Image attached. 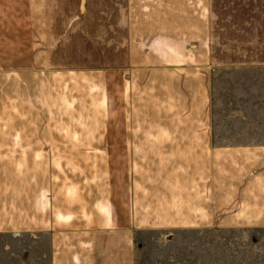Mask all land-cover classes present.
I'll use <instances>...</instances> for the list:
<instances>
[{
    "label": "crops",
    "instance_id": "obj_1",
    "mask_svg": "<svg viewBox=\"0 0 264 264\" xmlns=\"http://www.w3.org/2000/svg\"><path fill=\"white\" fill-rule=\"evenodd\" d=\"M12 1L0 264H136L150 232L264 234V0ZM226 72L256 82L254 131L214 95Z\"/></svg>",
    "mask_w": 264,
    "mask_h": 264
},
{
    "label": "rangeland",
    "instance_id": "obj_2",
    "mask_svg": "<svg viewBox=\"0 0 264 264\" xmlns=\"http://www.w3.org/2000/svg\"><path fill=\"white\" fill-rule=\"evenodd\" d=\"M18 1V0H16ZM10 3H14L10 0ZM214 95L217 99H225L231 108L243 112L241 117L243 131H254L256 116L250 114V105L256 104V82L253 84L251 76L237 77L229 73L218 74ZM237 80V81H236ZM261 80V79H260ZM258 101L260 107L264 102V83L259 81ZM237 95V100L228 98ZM264 113V108H262ZM234 111L231 112V115ZM258 119L259 135H264V116ZM233 118H223L228 121ZM252 127V129H251ZM2 238H0V242ZM26 239L22 237L19 242L21 256ZM144 248L138 253L136 264H264V234L256 235L252 240L233 232H203L190 230H173L150 232L144 240ZM22 251V252H21ZM23 253V254H22Z\"/></svg>",
    "mask_w": 264,
    "mask_h": 264
},
{
    "label": "water",
    "instance_id": "obj_3",
    "mask_svg": "<svg viewBox=\"0 0 264 264\" xmlns=\"http://www.w3.org/2000/svg\"><path fill=\"white\" fill-rule=\"evenodd\" d=\"M83 3H84V1L82 0V1H81V9H82V7H83Z\"/></svg>",
    "mask_w": 264,
    "mask_h": 264
}]
</instances>
